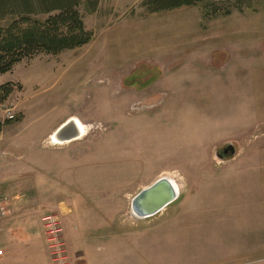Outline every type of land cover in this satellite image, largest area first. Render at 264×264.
Segmentation results:
<instances>
[{
    "label": "rangeland",
    "instance_id": "1",
    "mask_svg": "<svg viewBox=\"0 0 264 264\" xmlns=\"http://www.w3.org/2000/svg\"><path fill=\"white\" fill-rule=\"evenodd\" d=\"M203 1L148 13L82 0L89 44L0 74L13 85L0 104L11 264H264V0ZM72 116L86 135L53 145ZM165 175L180 197L134 217L132 199Z\"/></svg>",
    "mask_w": 264,
    "mask_h": 264
},
{
    "label": "trees",
    "instance_id": "2",
    "mask_svg": "<svg viewBox=\"0 0 264 264\" xmlns=\"http://www.w3.org/2000/svg\"><path fill=\"white\" fill-rule=\"evenodd\" d=\"M248 0H241L245 3ZM203 0H143L148 13H160L194 7ZM82 0H0V74L13 70L15 65L38 54L59 55L89 44L94 33L86 28L79 10ZM100 0H88L95 12ZM213 7V5H212ZM212 12L210 6L207 7ZM227 5L224 14H231ZM216 15V14H214ZM46 16L45 19L39 17ZM13 92V85L0 86V104ZM4 124L0 121V134Z\"/></svg>",
    "mask_w": 264,
    "mask_h": 264
},
{
    "label": "water",
    "instance_id": "3",
    "mask_svg": "<svg viewBox=\"0 0 264 264\" xmlns=\"http://www.w3.org/2000/svg\"><path fill=\"white\" fill-rule=\"evenodd\" d=\"M57 135L65 139V143H71L83 137L80 127L72 120L62 124ZM179 197L180 191L176 181L172 177L165 175L150 186L142 189L132 199L131 211L140 219L153 217L174 203Z\"/></svg>",
    "mask_w": 264,
    "mask_h": 264
},
{
    "label": "bare ground",
    "instance_id": "4",
    "mask_svg": "<svg viewBox=\"0 0 264 264\" xmlns=\"http://www.w3.org/2000/svg\"><path fill=\"white\" fill-rule=\"evenodd\" d=\"M70 120H72V121H74V122H76L77 124H78V126L80 127V130H81V132L83 133V136H85L86 135V131H88V126L86 127L81 121H80V119L78 118V117H76V116H72V117H70L68 120H66L64 123H66L67 121H70ZM64 123H62V124H64ZM62 124L56 129V131L55 132H53L52 134H51V136H50V140H51V143L53 144V145H63V144H66L65 142H64V140L65 139H63V138H61V136H59V135H57V132L59 131V128L62 126ZM77 140H80V138H78V139H76L75 141H77ZM64 142V143H63ZM74 142V141H73ZM174 178V177H173ZM177 181V180H176ZM176 184L178 185V188H179V191H180V195H181V187H180V185L178 184V182H176ZM133 216L134 217H136L134 214H133ZM137 218V217H136Z\"/></svg>",
    "mask_w": 264,
    "mask_h": 264
},
{
    "label": "crops",
    "instance_id": "5",
    "mask_svg": "<svg viewBox=\"0 0 264 264\" xmlns=\"http://www.w3.org/2000/svg\"><path fill=\"white\" fill-rule=\"evenodd\" d=\"M80 119V118H79ZM25 237V235H5V240L8 239V241L10 243H12L13 241L15 242H20L21 240H23ZM23 238V239H22ZM4 238H1V240H3ZM13 240V241H12ZM7 241V240H6ZM1 243V241H0ZM11 245V244H10ZM9 245L5 246V250H6V256L3 258H0V264H11L13 263V261L17 260V256H16V252L14 250V245L11 247H8Z\"/></svg>",
    "mask_w": 264,
    "mask_h": 264
},
{
    "label": "built area",
    "instance_id": "6",
    "mask_svg": "<svg viewBox=\"0 0 264 264\" xmlns=\"http://www.w3.org/2000/svg\"><path fill=\"white\" fill-rule=\"evenodd\" d=\"M7 118H8L9 120H14V119L16 118V114L14 113L13 110H11V109H7ZM4 256H5V254H4V250L1 249V250H0V258H2V257H4Z\"/></svg>",
    "mask_w": 264,
    "mask_h": 264
}]
</instances>
